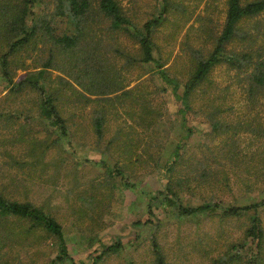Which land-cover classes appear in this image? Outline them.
Listing matches in <instances>:
<instances>
[{"label": "rangeland", "instance_id": "374dc122", "mask_svg": "<svg viewBox=\"0 0 264 264\" xmlns=\"http://www.w3.org/2000/svg\"><path fill=\"white\" fill-rule=\"evenodd\" d=\"M121 1L130 19L139 27L163 12L162 0ZM172 1L168 19L157 29L154 42L159 47L157 55L163 59L164 69L182 80L189 73L188 51L192 47L212 49L213 40L225 23L227 0ZM56 5L57 0H43L35 11L38 15L43 11L55 13ZM255 21L262 22V28L252 49L263 51L264 15ZM59 23L62 27V22ZM248 31L256 34L255 30ZM89 41L96 44L92 45L108 75L120 83L122 90L116 95L128 91L131 97L120 103L97 104L82 100L78 90L64 86L61 108L68 121L69 135L60 137L51 134L50 127L38 120V113L31 111L34 109L31 103L36 98L34 90L10 98L8 89L0 83V193L12 201L30 202L50 212L64 228L68 251L75 264L93 263L97 251L118 242L123 244V249L107 255L100 264H155L154 239L165 253L166 264H210L212 258L224 256L235 246L234 252L239 251L245 259L256 255L255 242L248 239L244 243L253 213L226 217L219 211L187 220L176 215L173 205L160 202L169 176L165 169L179 144L185 149L176 177L181 175L180 171L185 173L195 168L201 171L203 167H198L201 162L206 169L221 176L226 173L229 178L220 189L207 184L199 186L192 181V193L184 199L186 205L197 207L206 201H222L226 207L264 200L261 159L264 137L257 136L253 130L261 125L255 121L264 123V97L253 106L245 91V75L226 64L218 66L212 73V87L204 86L195 95L194 106L200 117L190 116L186 123L192 130L189 135L178 113L181 102L157 74L154 64L139 61V44L112 33L101 19L96 20ZM233 47L235 51L241 50L238 43ZM31 62L33 59L27 61ZM37 71L33 66L27 71L18 70L14 80ZM49 71L48 84L52 91L62 85V77L74 83L65 73ZM84 71L68 72L81 79L86 76ZM145 101L161 113L157 125L151 129L146 128ZM213 104L223 109L220 119L231 127L227 133L213 134L210 122L200 113L202 108L208 109ZM104 106L106 128L104 138L98 142L94 119L96 111ZM16 116L22 117L16 119ZM23 121L28 125L25 135L20 130ZM247 123H255L252 130L245 128ZM131 133L132 141L137 144L138 139L140 147L133 148L137 154L127 161L122 146ZM20 136L45 141L38 150L39 154L45 153L44 169L26 164L31 159L27 143L15 140ZM56 140L57 144L48 150L47 145ZM103 162L111 168L122 167L123 175L108 179ZM107 181H111L110 185ZM98 194L101 196L97 200L104 202V206L95 214L88 213V198ZM149 203L153 204L151 212ZM260 217L264 229V208H260ZM139 222H151L149 225L155 226L138 227ZM6 225L0 231V264H51L56 259L57 241L46 232L32 231L28 222L16 218H11ZM56 264L72 263L67 260Z\"/></svg>", "mask_w": 264, "mask_h": 264}, {"label": "trees", "instance_id": "16d2710c", "mask_svg": "<svg viewBox=\"0 0 264 264\" xmlns=\"http://www.w3.org/2000/svg\"><path fill=\"white\" fill-rule=\"evenodd\" d=\"M41 1L43 4V0H0V83L8 89L10 98L34 90L36 98L35 103H31L34 108L31 111L38 113V120L50 127L51 134H58L60 137L69 135L68 121L63 116L61 108V95L64 91L66 92L64 86L70 90H78L82 100L97 104L120 103L131 97V93L128 91L116 95L118 91L122 90V87L111 75H108L106 66L103 65L99 54L96 53V44L89 41V36L93 33L97 19L106 22L107 28L112 33L129 37L139 44V61L145 64H154L157 74L167 82L176 99L181 102L178 113L181 115L185 127L190 116L200 117L197 107L194 106L195 95L204 86L212 87V73L220 65L226 64L231 69L238 70L240 74L245 75L243 78L247 84L245 91L253 106L259 104V99L264 97V47L262 48L263 51L252 49L257 44L258 34L262 28V22H254V20L264 15V0H227L226 19L221 33L214 38L212 49H195L192 47L188 51L189 73L186 79L182 78L183 81L172 75L168 69H164L163 59L157 55V48L159 47L154 42L157 29L168 19L173 4L172 0H162L163 12L161 16H155L154 19L144 23L143 27H139L130 19L121 0H57L55 13L46 14L43 11L38 15L35 10ZM59 22H62V27L59 26ZM249 29L255 30L256 34L250 33ZM235 43L241 45V50L235 51L233 47ZM257 52L259 53L255 58ZM29 59H33L31 64L27 63ZM30 66L37 69V73L28 72L18 81L14 80L16 71H27ZM49 70L65 73L69 78L72 77L74 83L62 77L63 86L60 85L59 89L52 91L48 84ZM70 70H85L86 76L81 79L78 76L75 78L68 72ZM165 90L163 91L167 92ZM114 94L115 97H113ZM91 97H96V99L93 100ZM143 109L147 123L146 128L151 129L157 125V117L161 116V113L156 111L153 105L147 101L144 102ZM104 110L105 106L101 108L102 112L96 111L97 114L94 119V130L98 142L104 138L106 128ZM202 112L204 113L202 117L210 122L213 134L227 133L231 129L230 125L221 121L223 109L219 105H209L208 109L202 108L200 113ZM20 114L23 116L21 112ZM22 116H16V119H20ZM255 123L261 125L254 127ZM255 123H247L245 128L252 130L254 127L253 130L256 131L257 136L264 137V123L257 121ZM26 126L28 125L24 124V121L20 125L22 135H25L23 133H25ZM186 129L190 135L192 130L187 127ZM133 137L134 135L131 133L123 142L122 154L126 155L127 161L137 154L133 148L140 147V141L136 138L137 144L134 143ZM57 139L59 140V137ZM15 140L26 142L28 145L27 153L31 160L26 163L27 165L33 167L40 165L43 169L47 166L44 163L45 153H38L45 141H39L36 137L27 140L25 136L17 137ZM58 140L52 145H47V149L49 150L54 144H57ZM184 149L183 144H179L172 154V161L167 163L165 174L169 176L160 203L173 205L176 209V215L180 219L187 220L216 214L219 211L226 217H240L246 213H253L250 217L251 227L247 230V239L244 240V243L248 239H252L253 243L256 244L258 253L250 259H245L239 251L234 252L237 249L235 246L224 256L220 257L219 255L212 258L210 264H264V229L260 217V208H264V200L259 203H245L226 207H223L222 201L215 203L206 201L197 207L186 205L184 199L185 196L192 193L190 185L192 181L199 183V186L207 184L220 189L225 182L229 181V178L226 173L221 176L217 172L206 169L201 162L198 166L200 169L203 167L201 171L198 172L196 168L185 173L180 171L181 175L176 177L175 174L182 160ZM261 159L264 170V152ZM138 161L139 159H136V162ZM102 164L107 168L108 179L116 178V175H123L122 167L119 168L115 165L111 168L107 162ZM131 165L133 164L131 163ZM110 183L111 181H107L106 184L110 185ZM126 186L128 187V185ZM129 187L134 186L129 185ZM92 190L96 191L97 189ZM99 196L101 195L88 198L89 201L86 202L88 213L95 214L101 211L99 208L104 206V202H98ZM81 199L84 200L83 197ZM156 201L157 199L152 203ZM152 203L148 204L149 212L153 209ZM11 218L28 222L32 231L42 230L48 234L47 236L50 235L57 241L58 253L51 264L64 263L67 260L75 264L68 251L64 228L50 212L30 202L12 201L0 193V231L7 228L6 224ZM149 224L151 222L144 224L139 222L137 226H155ZM12 236L16 237L15 235ZM1 238L0 235V240ZM244 243L239 247H243ZM122 249L123 244L121 242L103 246V250L95 253L91 264H100L107 255L118 253ZM153 252L155 264L167 263L165 253H163L162 247L156 239L153 240Z\"/></svg>", "mask_w": 264, "mask_h": 264}]
</instances>
